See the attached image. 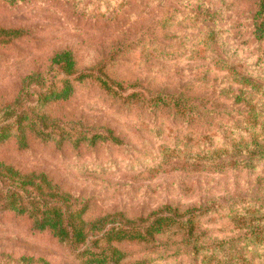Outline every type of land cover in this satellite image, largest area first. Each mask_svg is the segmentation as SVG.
Listing matches in <instances>:
<instances>
[{"label":"rangeland","instance_id":"374dc122","mask_svg":"<svg viewBox=\"0 0 264 264\" xmlns=\"http://www.w3.org/2000/svg\"><path fill=\"white\" fill-rule=\"evenodd\" d=\"M262 0H0V109L25 78L62 77L54 55L72 51L81 72L117 80L113 94L77 85L54 115L79 132L113 131L120 145H0V161L45 173L90 204V219L147 218L170 206L193 232L125 244L123 264H264V38ZM116 92V93H115ZM134 95L123 103L120 96ZM171 109L155 107L156 98ZM250 151V152H248ZM80 249L78 250V252ZM23 257L82 264L29 222L0 215V264Z\"/></svg>","mask_w":264,"mask_h":264},{"label":"trees","instance_id":"16d2710c","mask_svg":"<svg viewBox=\"0 0 264 264\" xmlns=\"http://www.w3.org/2000/svg\"><path fill=\"white\" fill-rule=\"evenodd\" d=\"M256 39L264 38V0L261 1L255 21ZM21 36L18 30H0V46ZM62 77L32 75L23 81L15 102L0 109V145L14 141L19 150L29 148L30 139L60 147L76 148L102 144L120 145L121 138L113 131L106 134L79 132L74 122L53 114L56 108L71 102L77 85L94 81L113 94L112 85L122 87L117 80L81 72L72 51L58 52L51 60ZM116 93V92H115ZM134 95L120 96L123 103L135 101ZM155 107L171 109V102L156 98ZM250 152V151H248ZM196 210H190V219L183 223L178 209L165 206L147 218H128L124 213L107 214L90 219V204L82 198L63 191L45 173L26 174L0 161V215L11 214L29 222L34 234H49L69 247L82 264H123L125 244H155L158 238L180 229L186 230L184 240L193 232L192 220ZM80 251L78 252V250ZM22 264H50L44 259L23 257ZM141 264V263H137Z\"/></svg>","mask_w":264,"mask_h":264}]
</instances>
